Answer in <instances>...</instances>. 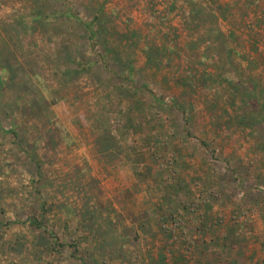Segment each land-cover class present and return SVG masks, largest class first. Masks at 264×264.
Here are the masks:
<instances>
[{"label":"rangeland","instance_id":"obj_1","mask_svg":"<svg viewBox=\"0 0 264 264\" xmlns=\"http://www.w3.org/2000/svg\"><path fill=\"white\" fill-rule=\"evenodd\" d=\"M0 264H264V0H0Z\"/></svg>","mask_w":264,"mask_h":264}]
</instances>
